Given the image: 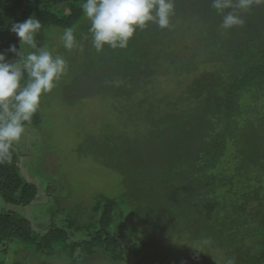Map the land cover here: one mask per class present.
Instances as JSON below:
<instances>
[{
    "label": "trees",
    "instance_id": "trees-1",
    "mask_svg": "<svg viewBox=\"0 0 264 264\" xmlns=\"http://www.w3.org/2000/svg\"><path fill=\"white\" fill-rule=\"evenodd\" d=\"M84 2L0 0V52L11 62L19 57L7 52L10 45L25 55L35 51L11 31L29 17L41 21L37 48L53 43V31L72 27L86 51L67 96L138 99L144 126L106 136L96 150L122 175L125 191L122 199L100 194L84 225L70 222L67 231L53 223L37 232L17 208L30 206L40 191L21 173L12 146L11 162L0 163V247L19 241L52 253L62 244L121 262L154 243L147 231L218 250L215 264H264V5L241 12L244 25L226 30L212 0H174L169 28L149 23L126 48L97 52ZM26 79L25 73L22 85ZM167 80L178 88L165 91ZM40 122L39 108L26 125ZM124 204L142 225H130L126 236Z\"/></svg>",
    "mask_w": 264,
    "mask_h": 264
},
{
    "label": "rangeland",
    "instance_id": "rangeland-1",
    "mask_svg": "<svg viewBox=\"0 0 264 264\" xmlns=\"http://www.w3.org/2000/svg\"><path fill=\"white\" fill-rule=\"evenodd\" d=\"M53 32L50 37L54 44L48 49L66 59L68 71L50 93L42 95L41 122L36 126L25 125L22 138L13 144L20 153L21 173L40 191L37 200L30 206H19L17 212L30 220L33 229L43 234L53 223L67 231L70 222L80 221L84 225L91 218L92 208L100 194L122 199L126 187L122 175L106 166L96 150L106 136L115 132H134L144 126L137 119L140 110L137 98L90 96L77 101L67 96L65 86L85 59L86 46L77 39L80 47L67 50L60 39L63 31ZM175 87L178 85L165 81V91ZM124 207L129 209L126 220L130 221L122 230L126 236L130 233V225L136 222L140 228L142 225L134 219L131 206L124 204ZM78 236H86V233L78 232ZM144 236L155 240L154 243L149 247L142 244L143 249L136 258L121 262H114L99 249L87 252L79 247L72 252L70 247L54 244L53 252L46 253L13 241L3 247L6 248L4 250L1 245L0 263L215 264L221 256L218 250L189 244L176 236H159L147 231Z\"/></svg>",
    "mask_w": 264,
    "mask_h": 264
},
{
    "label": "clouds",
    "instance_id": "clouds-1",
    "mask_svg": "<svg viewBox=\"0 0 264 264\" xmlns=\"http://www.w3.org/2000/svg\"><path fill=\"white\" fill-rule=\"evenodd\" d=\"M254 4L264 5V0H212V7L223 15L220 26L226 30L243 26L245 20L240 13ZM82 11L90 21L92 46L101 52L106 45L114 50L126 48L137 29H144L149 23L169 28L175 4L174 0H86ZM41 27V21L34 16L13 23L11 31L20 45L35 51L25 55L21 47L17 50L14 44L10 45L7 52L19 57L11 62L5 52H0V163L11 162L12 146L22 138L25 125L39 110L42 95L50 93L68 71L63 56L54 55L47 47L37 48L35 35ZM60 39L67 50L80 47L72 27L64 29ZM25 73L27 79L22 85ZM226 264H235V259H227Z\"/></svg>",
    "mask_w": 264,
    "mask_h": 264
}]
</instances>
